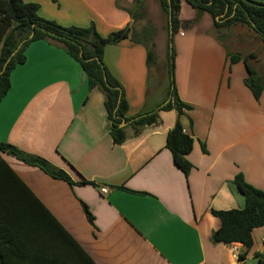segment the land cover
I'll list each match as a JSON object with an SVG mask.
<instances>
[{
  "label": "crops",
  "instance_id": "crops-1",
  "mask_svg": "<svg viewBox=\"0 0 264 264\" xmlns=\"http://www.w3.org/2000/svg\"><path fill=\"white\" fill-rule=\"evenodd\" d=\"M24 1L38 4L43 19L62 27L93 26L102 38L129 29L127 39L105 47L104 63L123 87L126 118L155 110L159 118L145 127L124 121L125 141L115 145L105 96L89 89L80 64L46 41L31 43L0 103V143L45 160L74 184L4 155L32 196L8 186L0 197L3 263L87 264L84 256L95 264L264 260V226L253 230L250 249L233 243L241 260L231 245L215 239L221 222L212 211L245 207L235 184L239 174L264 192V88L256 99L245 84L244 61L230 62L211 16L182 2L179 33L172 37L176 93L191 107L179 119L194 139L185 176L166 145L178 120L176 110L161 109L169 101V83L161 75L152 79L159 67H148L146 43L136 37L138 0ZM236 55L264 81L259 55Z\"/></svg>",
  "mask_w": 264,
  "mask_h": 264
},
{
  "label": "trees",
  "instance_id": "trees-1",
  "mask_svg": "<svg viewBox=\"0 0 264 264\" xmlns=\"http://www.w3.org/2000/svg\"><path fill=\"white\" fill-rule=\"evenodd\" d=\"M182 2H186L200 14L210 15L216 30H228L237 25L249 26L260 36L263 48L264 4L251 0H160L162 10L167 16L170 36L167 66L169 101L161 109H174L178 114L174 129L167 135L166 145L172 154L174 164L185 176H188L192 166L187 156L193 150L194 139L184 133L179 118L184 114V110L189 111L191 107L182 103L176 93L172 69L175 51L172 45L173 38L170 35L172 32V36H175L180 29L178 12ZM39 10L40 6L36 3H26L24 0H0V103L11 88V72L16 66L26 61L24 53L28 46L36 41H46L65 50L80 64L88 77L90 90H100L104 94L105 110L108 120L112 122L109 127L110 135L115 145H120L125 141L124 130L120 128L124 121L126 123L131 121V124L137 127L151 126L158 122L159 110L142 113L133 120L126 118L128 104L124 97L123 87L110 74L104 63L105 47L127 39L130 34L129 29L120 30L112 33L108 38H102L93 26L89 28L62 27L53 21L41 18ZM146 49L147 64L151 69L156 63L155 45L152 44L149 47L146 44ZM229 59L231 63L244 61L249 73L245 84L254 97L259 99L264 88V81L255 75L247 59L242 60L236 54H230ZM4 155H11L30 166L38 167L53 179L70 185L74 184L64 171L53 167L45 160L27 155L10 144L0 143V197L8 186L22 188L32 196L28 187L6 163ZM235 184L245 199V207L212 211L221 222V228L215 235V239L226 245L238 243L250 249L253 245V230L264 226V192L247 184L241 174L235 178ZM88 216L92 220L89 214ZM84 258L87 264H95L87 256ZM239 259L241 260V257ZM0 264H4L2 256H0ZM257 264H264V260L259 259Z\"/></svg>",
  "mask_w": 264,
  "mask_h": 264
},
{
  "label": "rangeland",
  "instance_id": "rangeland-1",
  "mask_svg": "<svg viewBox=\"0 0 264 264\" xmlns=\"http://www.w3.org/2000/svg\"><path fill=\"white\" fill-rule=\"evenodd\" d=\"M138 1L135 13L136 37L149 45V47L152 44L155 45L156 66L154 65V67L159 68H153L152 79L161 75L162 80L166 79L165 82L169 83V78L164 77V74L167 73L170 37L167 16L162 10L160 0ZM216 35L232 54L246 56L247 54L254 53L261 57V63L264 64V48L261 38L249 26L237 25L228 30L217 29ZM261 69H264V65H261Z\"/></svg>",
  "mask_w": 264,
  "mask_h": 264
},
{
  "label": "built area",
  "instance_id": "built-area-1",
  "mask_svg": "<svg viewBox=\"0 0 264 264\" xmlns=\"http://www.w3.org/2000/svg\"><path fill=\"white\" fill-rule=\"evenodd\" d=\"M180 35H183V33L180 32ZM102 192L106 193L107 190L105 188H103ZM230 247H231L233 257L236 258L237 260H239L240 255H239L238 248H237L236 244H231Z\"/></svg>",
  "mask_w": 264,
  "mask_h": 264
},
{
  "label": "water",
  "instance_id": "water-1",
  "mask_svg": "<svg viewBox=\"0 0 264 264\" xmlns=\"http://www.w3.org/2000/svg\"><path fill=\"white\" fill-rule=\"evenodd\" d=\"M170 35H171V38H172V37H173V36H172V32H170ZM123 125H125V123H123Z\"/></svg>",
  "mask_w": 264,
  "mask_h": 264
}]
</instances>
